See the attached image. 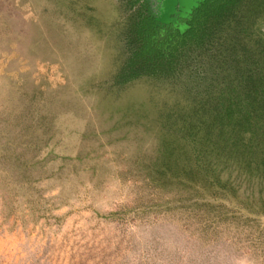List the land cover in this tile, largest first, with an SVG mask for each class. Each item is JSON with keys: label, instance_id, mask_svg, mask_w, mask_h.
<instances>
[{"label": "rangeland", "instance_id": "1", "mask_svg": "<svg viewBox=\"0 0 264 264\" xmlns=\"http://www.w3.org/2000/svg\"><path fill=\"white\" fill-rule=\"evenodd\" d=\"M156 1L168 23L203 0ZM126 2L0 0V264H264L247 181L233 198L156 180L187 153L166 120L203 67L116 85Z\"/></svg>", "mask_w": 264, "mask_h": 264}, {"label": "trees", "instance_id": "2", "mask_svg": "<svg viewBox=\"0 0 264 264\" xmlns=\"http://www.w3.org/2000/svg\"><path fill=\"white\" fill-rule=\"evenodd\" d=\"M126 1L136 11L116 85L145 76L172 79L197 58L203 67L166 120L173 128L181 122L179 141L187 153L166 157L156 180L199 183L233 198L247 181V195L258 190L264 212V0H203L189 13H173L168 23L157 19L158 1ZM47 32L59 42L57 26Z\"/></svg>", "mask_w": 264, "mask_h": 264}]
</instances>
